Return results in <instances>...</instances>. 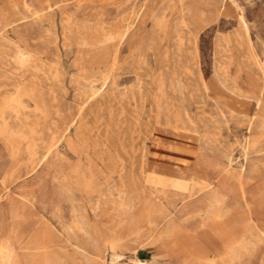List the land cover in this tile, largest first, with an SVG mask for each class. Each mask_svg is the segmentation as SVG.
<instances>
[{
    "label": "rangeland",
    "instance_id": "374dc122",
    "mask_svg": "<svg viewBox=\"0 0 264 264\" xmlns=\"http://www.w3.org/2000/svg\"><path fill=\"white\" fill-rule=\"evenodd\" d=\"M219 1L0 0L1 94L11 95V84L28 94L24 115L40 129V143L56 142L34 171L4 182L12 160L0 140V264H14L9 246L23 249L31 239L47 245L50 236L61 241L67 230L83 232L85 224H96L109 239L120 237L124 258L118 264H131L136 250L155 254L160 264H180L182 254L170 241L158 242L167 215L168 228L183 242L200 241L215 264H264V236L248 235L243 246L234 245L251 215L264 226V155L246 161L241 180L247 205L240 198L238 165L225 170L213 152L200 147L197 133L166 126L186 118L223 145L248 134L235 117L219 116L222 107L238 114L254 111L253 101L231 88L250 92L248 82L256 73L245 43L233 35V5L225 4L218 15ZM236 1L244 6L263 61L264 0ZM203 9L212 10L211 18L193 44L186 24L197 29L194 15ZM193 45L196 70L187 62ZM161 162L198 172L211 184L150 185L145 171ZM218 199L229 206L220 217L213 207ZM138 209L145 220L133 223L129 212ZM134 239L144 245L136 249ZM227 249L235 250L221 262ZM58 261L107 263L72 253L58 254Z\"/></svg>",
    "mask_w": 264,
    "mask_h": 264
},
{
    "label": "bare ground",
    "instance_id": "6f19581e",
    "mask_svg": "<svg viewBox=\"0 0 264 264\" xmlns=\"http://www.w3.org/2000/svg\"><path fill=\"white\" fill-rule=\"evenodd\" d=\"M225 4L226 5L232 4L234 9H235L234 19H235L237 27H236L235 32L233 31V35H235L242 42L245 43V45L249 51L250 57L253 60L252 63L254 65V68L256 71V73L253 74L254 76L251 77L250 80L248 79L249 80L248 83L251 87L250 92H240L239 89L235 90L232 88H231V90L234 91V93H236L238 95H244V96L248 97L249 100H252L255 109L253 112H250V113L238 114V113H234L232 110L228 109L227 107L226 108L222 107L219 109V116L223 119H226V120L229 117H235L236 120L238 121V123L240 125L244 126V129L248 132V134L247 135L244 134L243 138L237 140L236 142L230 141L228 144L223 145L222 143H220L221 138L218 139L216 136L212 139L207 138L206 134L196 127V123L190 121L189 119H186V118L185 119H175L174 121L168 120L166 123V126L168 128H172V129H175V130L181 131V132L197 133L198 140L200 143V147H202V148L206 147V149L210 150L211 153L213 152L216 155L220 164L222 165L221 167L225 168V166H228L227 168H225V170H227L230 167L233 168L232 164L238 165L239 169L237 171V174L240 177V182L238 183L239 184V191H240V198H243L245 204L248 205L247 191L244 188V183L241 180L245 174L246 161L251 160V159H255V158H258V157L264 155V60L262 61V60H260V58H257V49H256V46H255L254 41L252 39V36L249 33L250 32L249 31L250 30V24H249V21L244 14V6L242 5V3L240 4L236 0H220L218 7L216 8L218 15H220L219 14L221 12L220 10H222V8L224 9ZM211 14H212L211 9H203V10H198L195 12V15H194L195 23L197 24L198 27H197V29L192 30L190 28V26L188 24H186V28L188 31V32L187 31L186 32L188 35L187 36L185 35V36H186L187 40H189L191 43L194 44L199 28L208 24V22L211 18ZM180 38H181V36H180ZM173 40H174V38H173ZM262 52L264 54V49L262 50ZM116 61H117V52L114 50L112 55H111V61H110L111 62L110 63L111 68L115 65ZM187 62L194 69L197 67V51H196V48L194 45H193L192 52L190 54V59ZM139 71H142V70H139ZM7 87L12 88V90H13V91H11L12 94L11 95H2L1 94L2 85H0V140L3 141L4 145L8 148L10 158L12 161H11L10 168L6 171V174H5L7 177L4 176V178L2 179V181H4V182L15 180L24 174H28V173L34 171L37 168V166L43 160H45L47 158L49 153L53 150V148L56 145V142L54 140L50 141L49 143H40V140H39L40 135H41L40 129L36 127V124L34 123V121H32L31 119H28V117L24 115L25 114L24 113V105H23L22 101L24 98H29L30 96L28 94L20 93L19 88L15 84L7 85ZM177 94H179V93L177 92ZM203 99H205V98H203ZM240 99H242V98H240ZM30 105H31V103H30ZM180 108H182V107H180ZM221 124L222 123H220V125ZM198 125H200V124H198ZM235 146H236V148H235ZM24 155H27V160L23 159ZM178 161H180V160H176V162H178ZM178 164H179V162H178ZM47 166H49V165H47ZM21 167L24 168V170L22 169L23 173H20ZM85 167L83 169H85ZM193 175H198L199 179L193 178ZM145 181L147 183H149L150 185H158L161 187L170 186V187L178 188V189H188L192 186L199 187V189H202L203 187L205 188L206 186L211 184V181L206 179V177H204L203 175H201L198 172L196 173V172H192V170H184L180 166L171 168V167L165 166V164H162V162H161V164H153L147 168V170L145 171ZM156 189L158 190V188H156ZM208 191H210V190H208ZM181 200H182V198H181ZM215 202L216 203L213 204V207H217V216L218 217L224 216L225 213L229 209L228 204H226L225 202H223L220 199H218ZM245 210H247V209H245ZM135 211L136 210H134L133 212H135ZM165 219H166V224H165L166 226H165V230L163 231L164 241H162L161 243L166 244L170 241L169 245L176 248L175 252L177 254H180V255L182 254L180 257V259H181L180 264H215L216 263V258H214V256L210 254V252L205 248V246L203 244L199 243L200 241H194V240L190 241V239H186L183 242L182 239H179L180 236L177 234V232H175L173 229L171 230L168 228V223H169L168 221H171V217L169 215H167ZM249 219H250L249 224H248V227L245 229L243 239L242 238L236 239V241L234 242L235 246H238V245L243 246L248 235L264 236V226L253 215H251ZM220 224H221V222H220ZM92 230H93L94 238H93L92 242L89 243L91 250H92L91 256L94 259H104L105 258L104 257L105 235H103L100 228L96 225L92 226ZM221 234H222V232H221ZM248 237H251V236H248ZM186 241H187V246L188 247L190 246L189 249H188V247L186 248ZM47 242H48V244L46 245V243L45 244H43L42 242L38 243L36 240L31 239V241H28V243L26 245H24L23 249H19V250L17 249L15 252L18 255L19 264H52V259H51L52 254H51V247H50L52 245V241L49 239ZM224 244L227 247L229 245V242L224 243ZM83 245L84 244L82 243V244L78 245V247L79 248L85 247ZM136 246L137 247H135V248L137 249L139 247H142L143 244L137 243ZM234 250L235 249L230 250V251H229V249L225 250L222 253L221 262H223L224 259L229 258V253L233 252ZM243 250H244V248H243ZM129 259H130L131 264H160L161 263L158 256H156L155 254L150 255V256H145L142 252H140L138 250H136L129 257ZM218 260L219 259L217 258V261ZM163 261H164V263L166 262V257H164Z\"/></svg>",
    "mask_w": 264,
    "mask_h": 264
},
{
    "label": "crops",
    "instance_id": "0c3cea01",
    "mask_svg": "<svg viewBox=\"0 0 264 264\" xmlns=\"http://www.w3.org/2000/svg\"><path fill=\"white\" fill-rule=\"evenodd\" d=\"M232 89H237V87L232 88ZM193 178L199 179L198 175H193ZM134 210L129 212V219L133 223H138L142 222L145 220V211L138 209L135 212ZM132 212V213H131ZM96 224H85L84 226V231H70L67 230L65 234H63V238L61 241L54 236H50V240L52 241L51 247V254H52V264H60V261H58V254H68L72 253L75 257L81 258L85 256V258H92L91 253V247H90V242H92L94 235H93V230L92 226ZM97 226V225H96ZM137 243L143 244L142 241H138L134 239ZM164 241L163 235L161 236L160 240L158 242ZM60 242V244H59ZM84 244L83 248H79L78 245ZM120 237H112V238H107L105 236V241H104V259H98V260H105L107 263L106 264H118L119 260L124 258L123 253L119 250L120 248ZM144 245V244H143ZM69 246V250L67 251L66 248ZM110 248V252H107V248ZM9 250L13 255V262L15 264L16 261H18V255L16 252L13 250L12 246H9ZM159 258V257H158ZM97 260V259H95ZM130 260V259H129ZM124 261V260H123ZM125 262V261H124ZM18 263V262H17ZM66 263V262H65Z\"/></svg>",
    "mask_w": 264,
    "mask_h": 264
}]
</instances>
